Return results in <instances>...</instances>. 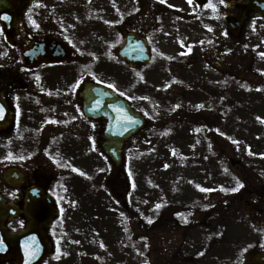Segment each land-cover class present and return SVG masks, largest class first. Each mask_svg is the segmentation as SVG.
<instances>
[{"label": "rangeland", "instance_id": "1", "mask_svg": "<svg viewBox=\"0 0 264 264\" xmlns=\"http://www.w3.org/2000/svg\"><path fill=\"white\" fill-rule=\"evenodd\" d=\"M181 1L170 0L171 8L189 13L191 4ZM226 1H220L223 12L227 10ZM126 2L64 0L59 3L63 11L56 13L65 26L85 31V13L93 10L102 14L115 3L109 15L110 23L116 22L115 16ZM44 3L50 7L56 4L49 0ZM204 7V13L211 9ZM53 14V9H45L37 18L40 27L33 24L30 28L55 35ZM245 26L234 48L219 49L216 42L199 38L195 40L200 41L199 48L185 57L180 39L173 35L166 43L155 45L148 65L130 70L114 58L105 76L93 77L94 81L104 80L102 83L143 112L147 121L146 127L124 144L123 163L118 166L96 145L102 127L95 120L91 123L81 118L78 109L75 116L67 115L68 130L79 136L88 125L92 132L86 135L92 143L87 147L95 146V153L80 151L85 144L79 141L74 145L73 137H68L64 147L65 137H60V144L55 146L34 141L38 136L51 135L52 124L58 120L52 116L51 121L42 124H27L18 92L13 91L11 83L0 81L16 105L13 130L19 132L7 149L1 144L7 135L0 134V191L14 198L12 189L3 184L1 172L16 165L27 182L36 177L65 199L58 197L62 214L50 228L59 244L54 245V252L43 264H106L99 259L107 251L112 257L108 264H248L253 251L250 243L259 235L254 228L264 225V204L259 198L264 194V18L250 17ZM109 32L114 53L119 31L111 26ZM24 37L21 27L20 44ZM238 43L248 47L251 54ZM18 48L6 47L0 32V71H17ZM165 56L170 64L163 59ZM47 78L57 80L54 73ZM65 82L60 80L61 85ZM72 83L66 82V87ZM50 98L40 100L45 103ZM76 103L72 100V107ZM195 114L206 118L210 127L202 125L201 131L194 124ZM61 149L66 153L57 159ZM47 152L54 154L42 155ZM120 171L124 179L119 178ZM62 181L66 182L64 186ZM68 197L77 220L90 215L91 224L81 227L79 221L71 219L73 208L67 206ZM240 197L258 210L241 207ZM169 200L183 204L176 213L179 216L173 215L175 226L143 227L134 220L136 214L150 221ZM208 212L215 213V217L201 222ZM218 218L222 222L216 225ZM14 225L18 226H10ZM70 234L77 238L74 252L70 247L74 239L68 242ZM89 238L93 249L83 251Z\"/></svg>", "mask_w": 264, "mask_h": 264}, {"label": "flooded vegetation", "instance_id": "2", "mask_svg": "<svg viewBox=\"0 0 264 264\" xmlns=\"http://www.w3.org/2000/svg\"><path fill=\"white\" fill-rule=\"evenodd\" d=\"M33 1L36 4L28 7L24 13L26 27L33 24L40 27L37 18L44 14L46 9V5L42 3L45 0ZM166 1L168 0H127L126 3H122V6H120L118 16H115L116 22L112 23H110V9L103 10L102 14L91 10L85 13L88 20V27L85 31L67 27L64 20L59 18L56 24L55 36L69 47L71 55L66 58L60 57L55 61L41 58L34 64L23 68L21 80H18L17 84H13V91L16 90L14 87L22 89L23 104L26 102L23 107L25 117L28 114L27 109L32 107L30 103H37V99L45 96L64 98L69 93L76 92V98L71 97V101L76 99L79 104L78 90H75V85L79 83L82 87L83 83L93 80V77L97 74L102 77L105 76L110 60L115 58L114 54L111 53L109 42L111 26H115L119 31L120 40L130 32L144 37L150 50L155 48V45L166 43L165 41L174 35L177 39H180V47H182L181 50H184L185 57L192 54L191 50L199 48L200 41L195 42L199 38L208 41V43L210 41L216 42L215 44L219 49L234 48L238 36L234 35L231 29L237 18V2H242V0H227V10L225 12L221 10V0H207L205 6L211 8L207 13L203 12L205 7L201 6L196 0H184L189 1L192 9L189 13L182 14L173 11L170 0L169 2ZM250 17L258 18L256 15L249 13L245 20L248 21ZM245 29L246 26L241 28V36ZM35 31L39 34L43 32V29L42 31L39 29ZM31 39L29 38L26 46L29 45ZM208 43L206 44L210 45ZM187 50L188 52H186ZM163 59L167 64H170L169 58L165 56ZM51 73H54L57 78L56 81L47 78ZM61 79L66 82L73 81V83L68 88L66 82L63 85L60 84ZM52 87H56L58 90H53ZM10 91L12 92V85ZM56 101H59V99ZM42 106L44 105L39 107ZM72 112V110H69L65 113L71 116ZM40 116L46 120H51L50 114L41 113ZM103 120V118H96L99 126L103 123ZM89 122L93 123V120L89 119ZM84 131L85 134L92 132L89 130L88 125H86ZM35 140H38L42 145L45 141V146H47L54 143L56 135H42ZM24 190L25 186L19 187L16 191L12 190L16 196L15 202L21 203ZM14 221L20 223V228H23L27 223V219L24 217Z\"/></svg>", "mask_w": 264, "mask_h": 264}, {"label": "water", "instance_id": "3", "mask_svg": "<svg viewBox=\"0 0 264 264\" xmlns=\"http://www.w3.org/2000/svg\"><path fill=\"white\" fill-rule=\"evenodd\" d=\"M23 9L24 3L17 5L15 2L0 1V25L6 32L9 33L15 30L19 21L18 15ZM249 10H255L259 15L264 14V0H248L245 4L239 6L237 22L233 24L231 29L233 32L239 30ZM118 53L122 58L127 59L131 66L139 61L147 62L148 60L144 40L133 34L126 36ZM20 56L23 62H26L27 58L23 52ZM47 57L55 59L59 57V54H57V50H54ZM84 91L82 97L84 105L89 107V113L91 112L93 115L103 113L108 116L109 120L102 148L112 161L118 164L121 160V145L129 135L142 128L144 124L143 117L125 100L104 87L87 84ZM86 113L88 112L86 111ZM125 114L132 117V122H128L123 118ZM12 117L11 107L0 95V129L10 126ZM14 173L16 175L20 174L19 172L17 174V170L14 168L5 170L3 173L4 180L11 184L19 183V179H12ZM32 201L26 211H29V218H32L33 222L27 230L12 235L5 230L3 222L5 218H12L23 212V210H19L12 204L5 203L0 199V260L6 256L14 255L15 264H40L41 260L49 254L50 243L41 228L51 223L53 217L57 214V210L52 206L51 198L44 195L42 191L38 198L33 197ZM11 209H14V211L12 212ZM38 229L39 232L36 238L33 235H27L30 230ZM251 264H264V253L255 255L251 259Z\"/></svg>", "mask_w": 264, "mask_h": 264}, {"label": "trees", "instance_id": "4", "mask_svg": "<svg viewBox=\"0 0 264 264\" xmlns=\"http://www.w3.org/2000/svg\"><path fill=\"white\" fill-rule=\"evenodd\" d=\"M194 124L196 126H200L201 130H204V126H209V123L206 119L202 118V117H199L197 119H195L194 121ZM204 125V126H202ZM175 210H176V206H172V204L170 205V203H168V205L166 207L163 208L162 210V213L163 214H160L158 215L157 217H153L152 216V220L154 222L151 223V221H149L147 219V221H142V226L146 227L148 226V224H151L153 227H159V226H162V227H170V226H175V223L172 222V221H176L175 218L172 216L174 213H175ZM151 220V219H150Z\"/></svg>", "mask_w": 264, "mask_h": 264}, {"label": "snow or ice", "instance_id": "5", "mask_svg": "<svg viewBox=\"0 0 264 264\" xmlns=\"http://www.w3.org/2000/svg\"><path fill=\"white\" fill-rule=\"evenodd\" d=\"M118 111H120V110H118ZM126 121H128V122H132V117H130V116H127L126 114H125V116L123 117ZM242 186V185H241ZM232 191H236L237 189H235V188H233V189H231ZM205 191H206V189H205Z\"/></svg>", "mask_w": 264, "mask_h": 264}]
</instances>
